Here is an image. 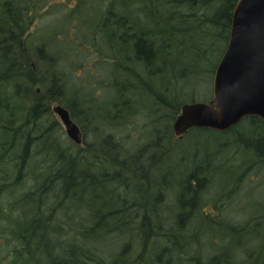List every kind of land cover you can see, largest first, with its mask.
Returning a JSON list of instances; mask_svg holds the SVG:
<instances>
[{"label":"trees","instance_id":"16d2710c","mask_svg":"<svg viewBox=\"0 0 264 264\" xmlns=\"http://www.w3.org/2000/svg\"><path fill=\"white\" fill-rule=\"evenodd\" d=\"M84 2L67 12L66 3L0 0V264H264V206H239L248 216L234 222L206 212L202 197L212 190L214 209L223 198L231 205L246 172L264 168L261 119L224 132L191 127L169 147L181 105L208 101L199 92L210 90L237 0L89 1L82 17ZM63 10V29L31 31ZM78 66L89 77L92 67L111 68L100 72L99 96L72 82ZM51 102L98 138L87 143L83 132L85 149L62 141L44 122ZM133 116L147 120L143 145L101 132ZM197 133L222 138L201 157ZM231 161L239 174L218 182Z\"/></svg>","mask_w":264,"mask_h":264},{"label":"water","instance_id":"95a60500","mask_svg":"<svg viewBox=\"0 0 264 264\" xmlns=\"http://www.w3.org/2000/svg\"><path fill=\"white\" fill-rule=\"evenodd\" d=\"M52 111L68 139L82 145V130L69 110L56 104ZM248 116L264 125V0H237L228 42L215 67L212 98L181 105L172 129L178 138L191 127L224 132Z\"/></svg>","mask_w":264,"mask_h":264},{"label":"rangeland","instance_id":"374dc122","mask_svg":"<svg viewBox=\"0 0 264 264\" xmlns=\"http://www.w3.org/2000/svg\"><path fill=\"white\" fill-rule=\"evenodd\" d=\"M87 2H84L81 10V16L84 17L85 15H87V7L85 5H88L89 1L92 4L97 5L98 3V7L100 3V0H85ZM41 3V2H40ZM48 3L50 4H63L66 3L65 7V11L68 12V10L73 9V7L76 6L77 4V0H48ZM46 6V5H44ZM51 5H48L46 7L50 8ZM52 9V8H50ZM64 12L61 11H50L48 13H46L44 16L38 18L36 20V22H34V25L32 26V30H42L44 28H47L50 24H54L55 28L58 29H63L65 27L64 25V20H63V16L61 13ZM94 16L96 17V15L94 14ZM94 16H92V18H94ZM76 25L75 21H73V23L71 24V31L68 33V39L69 40H73L75 38V31L73 29V26ZM48 29V28H47ZM30 31V32H31ZM80 47V46H79ZM96 59V57H94ZM93 58V56H91V60L90 63L95 62V59ZM107 63V62H106ZM109 64L111 63V61L108 62ZM107 63V64H108ZM218 63V62H217ZM215 71V69H214ZM214 71L212 73L211 76V86H210V90L208 87V84H204V89L203 91L199 92V94H201L202 97L207 98L208 100H210L212 98V83H213V76H214ZM76 74H78V76L72 80V82L76 83L77 86L79 85H84L86 82L87 86H85V91H90V93L93 94V96H99L101 93V88L102 86L100 85V81H102L103 79L105 80V78L100 75V72L102 75L105 76H110L111 74V68L109 66H105V68L100 67L99 68L96 66L92 67L91 70L89 71L91 73V76L89 77L88 74L85 75V70H80L79 66L78 68H76L75 70ZM75 74V73H74ZM102 79V80H101ZM98 80H100L98 82ZM71 82V84L73 85V83ZM209 83V82H207ZM40 87H38V91H39ZM72 89V86H71ZM73 89H74V85H73ZM103 90V88H102ZM189 88L185 87V89L183 91H188ZM71 92V91H70ZM113 95V91L112 90H108L107 94L105 93V96L103 99L111 97ZM184 100H188L189 99V95H183ZM57 102H51L50 103V108H51V112L48 115V119L47 121H44L46 124L48 122V124L51 121H54L55 124L51 127V129H53L54 134L55 135H59V137L61 138L62 141H65L66 143L70 144H74L72 141H70L68 139V137L65 134V130L64 127L62 125V123L60 122L58 116L52 111V107H54V105H56ZM178 114V113H177ZM176 114V115H177ZM78 118H76V123L80 126L82 133H84V138L87 141V143H93L95 141L97 137V135H95L94 133V129L93 126H86L85 125V121L82 118V116H77ZM45 120V118H44ZM146 118L143 116L142 118L137 117V116H133L132 121L127 122V124L125 123L124 125H119L120 128H117L116 130H102L101 132L103 134L106 133H112L113 135H115V137H118L119 139H123L125 140V143L127 144L126 146H128L129 148H135L138 147L140 144L143 145L146 142V138L147 136H145L143 134V125L146 123ZM47 124V125H48ZM104 125V124H102ZM123 127V128H122ZM173 130V129H172ZM185 137V133L183 134ZM195 136V135H194ZM197 140H198V144L199 146H197V149L202 152L201 157H203L204 152L209 151V150H213L216 146V144L218 143V140H220L222 137H219L215 135V134H207V135H202L200 133H197ZM207 136V137H204ZM127 137L128 139H130V141H127ZM182 138H178L174 131L171 135L170 138V142H169V147H176L179 145V141L183 140ZM192 140L193 138L191 137V139L186 140L184 143H182V149H184V151H189L192 149ZM249 141V140H247ZM75 145V144H74ZM237 146V142H233L231 144L230 147L225 148L228 151L225 152V149H222L220 151V154L224 153V156L228 155L230 153V150L234 149ZM78 148H82L85 149V145L82 144L80 146H78ZM131 151V149H129ZM99 151V149H98ZM175 152H172V154ZM223 155V154H222ZM213 157V156H212ZM237 164V161H234L231 163H227L225 164L226 166H222L219 169L218 174L216 175L218 182H222L226 177L228 178H235L239 173L236 171H233V169H235V164ZM154 168H158L157 165H155ZM221 179V180H220ZM241 190L239 192H237L238 194H236V196L238 197L236 199H234L230 205L229 202H227V199H219L218 200V204H217V208H213L212 203L214 198V191L210 190L206 193L203 194V200L208 204V206L206 207V212H208L211 215H216V212H218V209L221 210V213L223 216H227L230 217L234 222H239L242 220V218H244L245 215L248 216V214L244 213V210H242L239 206L243 207V209H245L246 212H253L255 211L254 209H259L261 207L264 206V168H262L259 173H255L253 169H251L250 171L248 170V172H246L245 176H243V180L241 181ZM222 191L225 190L224 192H226L227 189L225 188H221ZM221 191V190H220ZM101 249H106L108 248V244L104 243ZM109 249V248H108ZM206 249L208 250L209 248L206 247ZM204 251V252H208V251ZM241 252V251H239ZM243 254V252H241V255ZM240 255V254H237ZM245 257V254H243ZM180 264H186V259L182 260Z\"/></svg>","mask_w":264,"mask_h":264}]
</instances>
